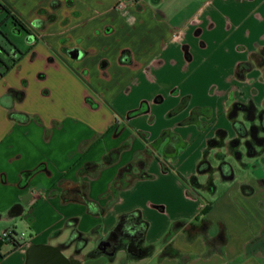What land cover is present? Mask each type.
Instances as JSON below:
<instances>
[{
  "label": "crops",
  "instance_id": "0c3cea01",
  "mask_svg": "<svg viewBox=\"0 0 264 264\" xmlns=\"http://www.w3.org/2000/svg\"><path fill=\"white\" fill-rule=\"evenodd\" d=\"M171 1L175 10L163 8L167 0H0L21 23L0 11V236L10 228L19 233L22 224L27 231L17 247L0 241V264H26L31 246L62 245L75 231L88 242L64 253L80 250L81 261L94 238L98 245L120 216L133 211L149 223L145 245L155 246L138 264H264V151L248 157V138L228 117L235 103L264 104L258 68L245 81L235 77L239 62L255 59L258 51L264 58V0ZM119 2L124 9L117 8ZM228 48L234 54L227 62ZM73 50L81 52L79 58L71 57ZM12 89L24 90V99L8 95ZM185 97L187 108L169 117ZM197 107L212 109L204 132L183 124ZM140 108L145 112L129 116ZM11 111L32 118L14 121ZM236 121L250 128L244 113ZM165 130L190 143L175 171L164 172L161 150L153 145ZM217 130L228 137L210 147ZM234 139L238 148L231 146ZM122 147L118 161L104 166L106 154ZM174 153L169 145L165 155ZM146 158L155 178L135 181L112 202L109 189L120 169ZM203 160L212 171L199 174ZM223 163L233 168V180H223ZM87 164L100 168L82 172ZM40 166L21 183L23 172ZM238 168L240 176L251 168L256 175L238 180ZM244 185L254 189L251 196L243 194ZM84 189L95 214L82 202ZM207 206L209 236L218 233V223L226 227L223 254L206 256L204 237L188 242L184 229L166 239L174 222L188 226L203 218ZM13 207L16 214L22 208V215L11 218ZM169 244L180 257H161Z\"/></svg>",
  "mask_w": 264,
  "mask_h": 264
},
{
  "label": "trees",
  "instance_id": "16d2710c",
  "mask_svg": "<svg viewBox=\"0 0 264 264\" xmlns=\"http://www.w3.org/2000/svg\"><path fill=\"white\" fill-rule=\"evenodd\" d=\"M0 11L8 13V16H12L9 9L0 4ZM14 23L21 24L15 16H12ZM21 53V52H20ZM126 53L124 52L120 58L121 63H128L126 60ZM258 56H261V52H256ZM264 59V58H263ZM255 68V63L253 61H245L239 62L236 66L235 77L240 81H245L247 74L250 73ZM8 95L12 96L15 100L21 101L25 97L24 90H10ZM189 104V97H185L182 102L172 111L169 112L168 116L173 117L177 114L181 113L183 110L187 108ZM145 112L143 108H140L134 112H131L129 116H133L134 114H139ZM240 113L245 114L246 122L250 124V128L247 129L245 125L236 121V118ZM10 118L14 121H18L21 123L30 122L31 116L24 113H16L11 111L9 114ZM212 117V111L209 108L205 107H197L194 108L190 116L183 122L184 125H197L200 129H205L207 124L202 120V118L210 119ZM228 117L234 121V127L237 132L240 134L242 138H248L245 142L247 156L248 157H256L259 155L260 151H264V109H260L254 102H250L249 104L235 103L228 113ZM167 134H170L173 137H176L171 131L165 130L162 132L161 136L158 140H156L153 145L158 148L162 141L165 139ZM218 139H212L209 141L210 147L220 146L221 140L228 137V134L224 130H217L216 132ZM178 138V137H176ZM180 139V138H178ZM240 145L239 139H234L231 141V146L233 148H238ZM123 150L122 148L114 149L106 154L103 160L104 166H110L115 164L120 154ZM235 156L237 159L241 158V153L235 151ZM149 164V158L141 160L136 163V167L138 168V172L135 171V165L129 164L120 169L115 180L112 182L109 192L112 195V202L117 200L119 193L129 188L135 181L137 180H149L153 179L154 175L150 174L147 171V166ZM100 168L99 164H87L82 172H87L90 169L97 170ZM41 169V166L32 171H25L21 174L23 184L27 182L35 173H37ZM163 170L164 172L171 171V168L167 166L163 162ZM219 170L221 172L222 178L225 181H231L234 178V171L231 165L228 163H223L220 165ZM212 171V167L207 163V161L203 160L198 165V173L205 174ZM196 178L192 177L190 179V183H195ZM242 192L245 196H251L254 193V189L251 186L244 185L242 187ZM82 194V202L86 204L90 210V212L95 214L93 211L92 205L95 203L87 198L85 189L84 191H80ZM211 207L207 206L203 213L202 219H197L194 223H190L187 226V221L180 220L174 222L166 239L170 241L174 235L180 230L184 229L186 234V238L188 242H193L199 237H204L207 251L206 256H211L213 254H223L224 248L228 242V234L226 227L223 223H218V233L214 237L209 236V231L213 224L205 218V216L210 211ZM17 207L12 208V212L16 213ZM106 208L100 209V214H104ZM67 226L71 228L72 224L70 222L67 223ZM149 223L142 218V214L140 211H133L130 213H126L119 217L118 222L114 229L109 233L110 237L117 238L118 244L115 247V255L120 250H125L127 254V258L132 260H141L147 257H150L155 252L154 245H145L146 232L148 230ZM76 242L81 243L83 246L88 242V239L80 232L75 231L72 233L70 239L62 244L64 248L72 247L76 244ZM14 244V243H13ZM18 244H14V247H17ZM78 255L80 254V250H76ZM101 255H106L102 251L96 250L90 253L91 257H97ZM115 255L110 256V259H113ZM108 256V255H107ZM180 253L176 250L172 245H167L161 253L162 258H178L180 257Z\"/></svg>",
  "mask_w": 264,
  "mask_h": 264
},
{
  "label": "rangeland",
  "instance_id": "374dc122",
  "mask_svg": "<svg viewBox=\"0 0 264 264\" xmlns=\"http://www.w3.org/2000/svg\"><path fill=\"white\" fill-rule=\"evenodd\" d=\"M174 2H172L171 0H167V2L165 3L164 7L163 8H166L168 10H175L176 9V5L173 4ZM256 31V30H255ZM256 33V32H255ZM230 32H226V37L227 38H230ZM237 35V34H236ZM237 36H235L236 38ZM256 39V38H255ZM236 40H238L237 42H240L241 44H243L244 46L247 47H250L252 43V41H248V40H245L243 39L242 37L241 38H236ZM230 48V46H229ZM228 48V53L226 55L228 61H230V55L231 54H234V52H231ZM264 50V48H263ZM240 52H242L240 50ZM16 54V53H15ZM261 56H258L256 57L255 59L251 60L255 63V68H258L259 71L262 72V75H261V79L264 81V59L260 58ZM220 68V66H219ZM244 96H247L246 94ZM244 102H247L248 99H245L243 100ZM258 104V103H257ZM261 105H257L260 109H264V104L263 103H259ZM205 108H209L211 109L210 107H205ZM212 111V109H211ZM213 119V115L210 119H207V118H204L203 121L207 124V127L205 129H200L198 128L197 125L196 128L198 129V131L200 132H204L206 131L208 128H210L211 126V120ZM249 125V124H248ZM163 132V131H162ZM162 132L160 133V135L153 141L155 142L156 140L159 139V137L161 136ZM178 138H180L178 135H177ZM178 138H175L176 142L173 141V136H171L170 134H167V136L165 137V139L162 141V143L160 144L159 146V149L161 150V153L160 155L162 156V163L164 162L167 166H169L171 168V171H175V163L177 162L178 160V157L180 156V154L182 152H184L190 145L189 141L188 140H182V139H178ZM169 145H173V147L175 148V153L173 155H165V151H166V148L169 146ZM155 158V157H154ZM252 159H248L246 158L245 159V162L247 163H252ZM239 169V168H238ZM245 172V171H244ZM240 173H241V170L239 169L238 170V180H241L242 177L244 176H255L256 174H254V170L251 168V170L249 171H246L245 174L243 176H240ZM155 178V177H154ZM153 178V179H154ZM178 178L179 180L184 183L185 185H189L188 181L186 178H184L181 174L178 173ZM205 180V179H204ZM197 192L202 195L203 191L201 190H197ZM20 221V220H19ZM118 220L116 221L115 225L113 226L112 230L114 229V227L116 226ZM19 235H26V232L23 233V230H25V227L24 225L22 224V226H19ZM23 228V229H22ZM95 236V235H94ZM68 239V237H67ZM65 239V240H67ZM64 240V239H63ZM96 239L94 238L92 243L89 245V247L87 248L86 252L83 254V258H81V262L82 264H138L139 261L138 260H132V261H129L126 259L127 257V254L125 252H120V254H116L115 255V261H112L108 256L106 255H102V256H97V257H91L90 256V253L93 251V250H96L97 248V244L95 243Z\"/></svg>",
  "mask_w": 264,
  "mask_h": 264
},
{
  "label": "water",
  "instance_id": "95a60500",
  "mask_svg": "<svg viewBox=\"0 0 264 264\" xmlns=\"http://www.w3.org/2000/svg\"><path fill=\"white\" fill-rule=\"evenodd\" d=\"M71 57L79 58L81 52L73 50L70 53ZM23 209L21 208L20 213L16 214L12 211L9 212L11 218L22 215ZM111 240L109 238L102 240L98 245L97 249L102 251L104 254L110 256L115 255V249L110 253H107L108 249H111ZM71 247L64 248L62 245H33L26 252V264H82L78 259V253L74 252L70 256H66L64 252L68 251Z\"/></svg>",
  "mask_w": 264,
  "mask_h": 264
},
{
  "label": "built area",
  "instance_id": "2783aa9c",
  "mask_svg": "<svg viewBox=\"0 0 264 264\" xmlns=\"http://www.w3.org/2000/svg\"><path fill=\"white\" fill-rule=\"evenodd\" d=\"M118 9H124L125 4L119 2L117 5ZM25 235H19L14 229H7L1 233L0 236V241L3 243H14V244H19V242L23 241L25 239Z\"/></svg>",
  "mask_w": 264,
  "mask_h": 264
},
{
  "label": "flooded vegetation",
  "instance_id": "af4514ba",
  "mask_svg": "<svg viewBox=\"0 0 264 264\" xmlns=\"http://www.w3.org/2000/svg\"><path fill=\"white\" fill-rule=\"evenodd\" d=\"M107 238H109L110 240H111V249H108L107 250V253H110L112 250H113V248L115 249V247H116V245L118 244V240H117V238H113V237H110L109 235L107 236V237H105V238H103L102 240H104V239H107ZM102 240H100V242L102 241ZM99 242V243H100ZM98 243V244H99Z\"/></svg>",
  "mask_w": 264,
  "mask_h": 264
}]
</instances>
